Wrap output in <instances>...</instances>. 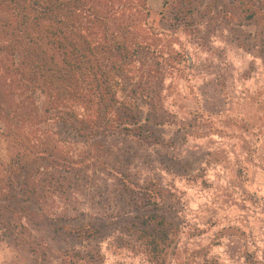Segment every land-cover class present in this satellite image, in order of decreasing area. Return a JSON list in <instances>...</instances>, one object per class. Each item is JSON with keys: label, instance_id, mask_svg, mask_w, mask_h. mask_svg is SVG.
<instances>
[{"label": "rangeland", "instance_id": "1", "mask_svg": "<svg viewBox=\"0 0 264 264\" xmlns=\"http://www.w3.org/2000/svg\"><path fill=\"white\" fill-rule=\"evenodd\" d=\"M171 1L150 4L137 73L121 81L159 92L162 125L148 122L145 140L103 137L85 160L90 149L69 141L78 188L60 196L9 192L0 206L26 212L0 217V264H60L85 242L66 229L91 225L104 264H148L133 237L147 212L172 223L166 264H264V0ZM143 186L158 206L140 202Z\"/></svg>", "mask_w": 264, "mask_h": 264}, {"label": "trees", "instance_id": "2", "mask_svg": "<svg viewBox=\"0 0 264 264\" xmlns=\"http://www.w3.org/2000/svg\"><path fill=\"white\" fill-rule=\"evenodd\" d=\"M152 1L0 0V142L8 149L0 160V204L9 202L14 188L30 201L78 188L79 171L71 173L73 167L61 157L72 151L71 140L90 149L80 155L85 160L99 150L103 137L145 140L148 122L162 125L158 91L121 85L137 73L134 59L146 46L143 27ZM145 106L151 115L142 119ZM57 169L72 176L64 188L55 179ZM42 177L48 180L40 183ZM158 195V189L143 186L138 199L156 207ZM9 212L8 205L0 206V217L8 220L26 211ZM171 227L158 212L143 213L133 237L148 264H166L175 237ZM66 230L85 242L61 251L60 264H104L92 225Z\"/></svg>", "mask_w": 264, "mask_h": 264}]
</instances>
